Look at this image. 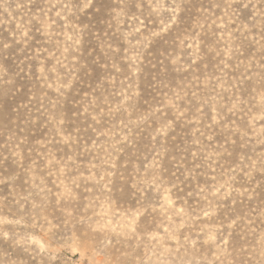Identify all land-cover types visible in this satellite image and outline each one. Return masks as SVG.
I'll return each mask as SVG.
<instances>
[{
	"label": "rangeland",
	"instance_id": "rangeland-1",
	"mask_svg": "<svg viewBox=\"0 0 264 264\" xmlns=\"http://www.w3.org/2000/svg\"><path fill=\"white\" fill-rule=\"evenodd\" d=\"M0 264H264V0H0Z\"/></svg>",
	"mask_w": 264,
	"mask_h": 264
}]
</instances>
